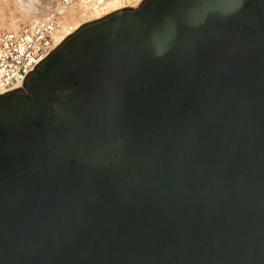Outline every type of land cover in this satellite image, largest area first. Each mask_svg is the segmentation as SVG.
Returning a JSON list of instances; mask_svg holds the SVG:
<instances>
[{
    "label": "water",
    "instance_id": "water-1",
    "mask_svg": "<svg viewBox=\"0 0 264 264\" xmlns=\"http://www.w3.org/2000/svg\"><path fill=\"white\" fill-rule=\"evenodd\" d=\"M0 264H264V0H143L0 94Z\"/></svg>",
    "mask_w": 264,
    "mask_h": 264
},
{
    "label": "built area",
    "instance_id": "built-area-1",
    "mask_svg": "<svg viewBox=\"0 0 264 264\" xmlns=\"http://www.w3.org/2000/svg\"><path fill=\"white\" fill-rule=\"evenodd\" d=\"M52 9L40 18L0 31V94L22 87L23 80L36 64L54 50L79 26L71 22V14H79L81 6L106 16L110 8L103 0H50ZM143 0H117V9L137 8ZM85 20L83 23L88 21Z\"/></svg>",
    "mask_w": 264,
    "mask_h": 264
},
{
    "label": "rangeland",
    "instance_id": "rangeland-1",
    "mask_svg": "<svg viewBox=\"0 0 264 264\" xmlns=\"http://www.w3.org/2000/svg\"><path fill=\"white\" fill-rule=\"evenodd\" d=\"M52 7L53 2L50 0H0V31L32 22L47 14ZM96 14L97 17H102L100 12ZM84 19L92 21L98 18L92 16Z\"/></svg>",
    "mask_w": 264,
    "mask_h": 264
},
{
    "label": "bare ground",
    "instance_id": "bare-ground-1",
    "mask_svg": "<svg viewBox=\"0 0 264 264\" xmlns=\"http://www.w3.org/2000/svg\"><path fill=\"white\" fill-rule=\"evenodd\" d=\"M106 4H107V6L110 8V10L112 11V12H114V11H117L118 9V5H117V0H103ZM120 10V9H119ZM112 12H110V13H112ZM97 12H94V11H92V10H90L87 6H81V9H80V11H79V14H80V16L82 17V18H77V15H78V12H77V14L75 13H73V14H71V18H70V20H71V22H73V24H74V26H79V27H81L83 24H85V23H83L82 24V22H84L85 21V17H92V16H94V17H96V18H98V19H100L99 17H97V14H96ZM109 13V14H110ZM100 15H102V14H100ZM100 15H98V16H100ZM108 15V14H107ZM102 17H104V16H102ZM101 17V18H102ZM78 20V21H77ZM95 20H97V19H95ZM92 21H94V20H92ZM87 22H90V21H87ZM86 22V23H87ZM78 27V28H79ZM62 42V41H61Z\"/></svg>",
    "mask_w": 264,
    "mask_h": 264
}]
</instances>
